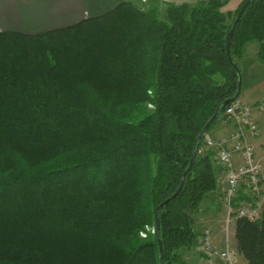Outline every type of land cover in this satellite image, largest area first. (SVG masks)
<instances>
[{
  "label": "trees",
  "instance_id": "16d2710c",
  "mask_svg": "<svg viewBox=\"0 0 264 264\" xmlns=\"http://www.w3.org/2000/svg\"><path fill=\"white\" fill-rule=\"evenodd\" d=\"M248 1L235 13L227 0L124 2L65 28L0 32V264H160L157 208L232 103L251 43L264 65V0H251L227 54ZM205 138L159 212L165 264H186L218 189ZM235 240L264 264V203L259 220L236 221Z\"/></svg>",
  "mask_w": 264,
  "mask_h": 264
},
{
  "label": "crops",
  "instance_id": "0c3cea01",
  "mask_svg": "<svg viewBox=\"0 0 264 264\" xmlns=\"http://www.w3.org/2000/svg\"><path fill=\"white\" fill-rule=\"evenodd\" d=\"M202 1L208 0H145L144 2L142 0H0V32L14 31L35 35L65 28L79 23L86 18L104 15L124 2H131L138 8H144L143 6L140 7L138 5L140 3L147 4L149 2L155 5H180L183 3L195 4ZM227 1L228 4L233 3L234 6H237L242 0ZM224 9L223 12H226ZM228 9V12H232L237 8ZM257 53L258 45L256 43H251L246 48V56L241 62L243 86L240 97H248V95L258 96L249 105L259 104V102H262L259 98L264 97V65L259 64L256 60ZM254 118L259 126L260 134L258 137L248 135L247 139L254 147L255 156L262 165L264 175V112L255 110ZM221 123V125H216L213 128L209 138L218 139L231 134L233 131V125L224 122L223 119H221ZM219 176L218 173V189L202 204L201 213L197 218L198 221H200V224L203 220L206 226L210 222V224H208L209 227L205 226L203 228L199 225L197 226L200 232L206 228L211 229L216 247L218 250H222L224 248L225 240L222 232L223 224L220 225L219 223H221V221L223 223L225 219V211L222 203L225 182L223 179H220ZM262 191L264 194V184L262 185ZM207 214H209L208 217L211 219L207 220ZM198 221L196 222L198 223ZM232 231L234 241L233 243L231 241V246L237 254V264H245V259L237 252L235 225ZM192 252L193 255L185 256V263L199 264L201 258L200 253L197 249H192Z\"/></svg>",
  "mask_w": 264,
  "mask_h": 264
},
{
  "label": "built area",
  "instance_id": "2783aa9c",
  "mask_svg": "<svg viewBox=\"0 0 264 264\" xmlns=\"http://www.w3.org/2000/svg\"><path fill=\"white\" fill-rule=\"evenodd\" d=\"M255 110L264 112V102L257 105H249L239 100L232 102L225 109L221 119L233 125V131L218 139L206 137L200 151L213 155L219 177L225 182L222 197L225 234L239 218L256 221L262 215L264 175L262 165L255 156L254 147L247 139L248 135L258 137L260 134L254 118ZM242 196L245 197L241 198ZM196 249L201 255L199 264L237 263V254L231 242L224 241V248L218 250L209 228L199 235Z\"/></svg>",
  "mask_w": 264,
  "mask_h": 264
},
{
  "label": "water",
  "instance_id": "95a60500",
  "mask_svg": "<svg viewBox=\"0 0 264 264\" xmlns=\"http://www.w3.org/2000/svg\"><path fill=\"white\" fill-rule=\"evenodd\" d=\"M251 0H249L248 2H246V4L243 6V8L241 9V11L239 12L234 24H233V27L231 29V31L229 32V35H228V40H227V54L230 58V47H231V39H232V36L236 30V27L239 23V21L241 20L247 6L250 4ZM231 60V58H230ZM242 86H243V83H242V75L240 76V79H239V83H238V90H237V93L235 95V97L231 100V102H235L237 100H239L240 98V95H241V92H242ZM229 103V101H225L221 104V107L217 110V112L214 114V116L210 119V121L206 124V126L204 127V129L202 130V132L200 133V135L198 136V139L195 143V146H194V149H193V154H192V159H191V162H190V166L188 168V170L185 172V174L183 175V178H182V181H181V184H180V187L178 189V191L176 192V194L166 200L165 202H163L158 208H157V229H158V240H159V247H160V253H161V260H160V264H165V256H164V250H163V245H162V241H161V238H160V223H159V220H158V217H159V212L161 211V209L167 204L169 203L170 200L172 199H175L177 198V196L179 195V193L181 192L183 186H184V182H185V178L188 174V172L192 169L193 165H194V162H195V159L198 155V151H199V148H200V145L203 141V139L205 138V136L207 135V132L209 131V129L211 128L212 124L217 120V118L219 117V114H220V111H221V108L226 106L227 104Z\"/></svg>",
  "mask_w": 264,
  "mask_h": 264
},
{
  "label": "rangeland",
  "instance_id": "374dc122",
  "mask_svg": "<svg viewBox=\"0 0 264 264\" xmlns=\"http://www.w3.org/2000/svg\"><path fill=\"white\" fill-rule=\"evenodd\" d=\"M143 2L145 1V0H142ZM154 1V0H153ZM243 1L244 0H242V1H240V3L237 5V6H234L233 5V3H227V5L224 7V8H226V9H224L226 12H228V8H237V9H235V10H233L231 13H235L237 10H238V8L240 7V5L243 3ZM138 6H143L144 8H140V9H145V10H148L149 8H153L154 6H157L158 8H160V10L162 11V10H164L166 7H167V5L166 4H164V5H155V4H152L151 2H149V3H145V4H139ZM223 11V10H222ZM225 12V13H226ZM254 48V47H253ZM258 96L257 95H248V97L247 96H242V97H240L239 98V101H242L243 103H247V104H250L252 101H254L256 98H257ZM264 98V97H263ZM263 98H259V100H261L262 102H264L263 101ZM262 102H259V103H262ZM222 123H221V119H219L217 122H216V124L214 125V127L216 126V125H221ZM213 127V128H214ZM213 128H212V130H213ZM211 130V131H212ZM211 131L210 132H208V134L206 135L207 137H209V135H210V133H211ZM205 216V215H204ZM209 216V214H207V216H206V218H207V220L208 219H211V218H209L208 217ZM203 218H205V217H203ZM197 221H198V219H197ZM206 221V220H205ZM224 222V221H223ZM196 224L197 225H199L200 227H205L206 226V224L203 222V220L201 221V224H200V221H198V223L196 222ZM208 224H210V222L208 223ZM208 224H207V226L206 227H209L208 226ZM220 225H222L223 223H222V221H221V223H219ZM224 225H222V232H223V237H224V240L226 241H229V242H231L232 241V243H233V241H234V239H233V235H232V230H233V228H234V225H231L227 230H226V234H225V231H224ZM201 229V228H200ZM147 231L148 232H150L151 234H154L155 233V228L154 227H148L147 228ZM141 236L142 237H144V238H146L147 237V234H145V233H141ZM194 251V250H193ZM180 254H181V256H182V258H183V260L185 259V256L187 255V256H191V255H193V252H192V249H182L181 251H180ZM244 263L245 264H248L247 263V261H245L244 260ZM237 264V263H236ZM238 264H240V263H238Z\"/></svg>",
  "mask_w": 264,
  "mask_h": 264
}]
</instances>
